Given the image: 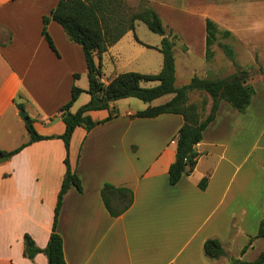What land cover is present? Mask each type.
Segmentation results:
<instances>
[{
    "label": "crops",
    "instance_id": "obj_1",
    "mask_svg": "<svg viewBox=\"0 0 264 264\" xmlns=\"http://www.w3.org/2000/svg\"><path fill=\"white\" fill-rule=\"evenodd\" d=\"M57 2L0 0L1 151L14 150L29 140L17 104H23L38 133L57 136L64 131L59 108L70 99L72 85L88 88L81 46L70 41L53 20L47 24V31L56 51L41 34L42 16ZM199 3L216 4L214 0ZM183 15L179 17L184 19V29L174 24L165 26L171 36H176L174 57L183 56L181 74L187 73V58L192 54L206 59V18L219 30L230 31L232 44L242 42L252 51L257 40L264 46V30L255 35L253 25L236 27L240 21H233L231 15L222 18L228 23L199 8ZM128 33L101 56L102 68L107 57L116 66L109 77L102 70L105 84L126 72L117 67L120 63H137L129 70L142 73H157L162 68V54L157 49L161 38L157 43L144 42L134 29L132 43L138 46L122 51V43L130 44ZM218 42L230 43L217 36L211 45L213 55L221 49ZM139 46L153 52H143ZM210 65L203 66L198 76L211 78L209 74L214 73ZM250 84L254 95L243 112L220 102L215 119L196 145L200 155L193 171L174 185L168 183L167 171L175 157L182 116H132L147 106L168 101L172 94L142 106L127 97L126 107L121 111L114 107L117 114L110 119L108 109L89 111L90 117L100 123L90 130L77 126L68 152L82 191L74 187L67 191L56 226L66 263L228 264L230 257L255 260L264 248V235L255 237L264 221V76ZM202 98L210 106L211 99L204 94ZM59 123L61 128L53 131ZM64 157L63 141L52 137L28 143L0 159V264H47L43 253L33 258L24 256L23 236L28 234L40 248L46 246L65 172ZM203 177H207V184L201 189L198 182ZM105 183L133 191L131 206L118 216H111L103 203L100 190ZM251 237V244L241 253ZM208 238H217L226 254L207 258L203 243Z\"/></svg>",
    "mask_w": 264,
    "mask_h": 264
},
{
    "label": "trees",
    "instance_id": "obj_2",
    "mask_svg": "<svg viewBox=\"0 0 264 264\" xmlns=\"http://www.w3.org/2000/svg\"><path fill=\"white\" fill-rule=\"evenodd\" d=\"M58 23L66 33L68 39L81 46L87 68L88 88L81 89L75 85L71 87L70 99L59 108V116L64 124L62 134L42 135L34 126V120L28 114L23 116L25 128L29 135L27 143L11 151H1L0 155L11 156L28 143L48 139L60 138L65 149V172L57 194L54 207L53 223L45 247H38L28 235L23 236V254L33 258L37 253H43L47 257V264H67L63 254V241L57 232L56 226L62 201L67 191L74 187L82 191L81 181L76 172L71 168L68 158L69 144L72 133L77 126L90 130L100 121L93 120L88 114L91 110L108 109L107 119L117 114L111 107L112 102L118 99L135 97L143 102H151L166 94L173 96L166 102L147 106L143 110L136 111L135 117H155L161 113L180 114L183 123L178 129L176 137L175 157L169 165L167 179L170 185L176 184L183 175L190 174L198 160L200 153L196 145L201 140L204 129L215 119L220 102L229 103L234 109L243 112L249 105L254 88L248 82V71L240 68L234 62V51L229 44L220 43L219 46L224 55L233 61L235 71L227 76L219 78L200 77L193 75L188 83L177 86L175 84V57L174 38L167 32L158 12L149 0H58L57 4L42 16L41 34L49 47L56 51L53 40L47 31V24L51 21ZM142 21L154 33L161 36L157 47L162 54V68L157 73H142L126 71L116 74L106 84L101 81L102 63L101 56L108 47L116 43L126 32L134 31L135 22ZM206 59L213 55L211 45L217 36L226 38L231 35L228 30H219L217 25L206 18ZM10 39V33H8ZM151 47V46H149ZM96 57L98 60H96ZM264 73V65L260 67ZM78 74H74L77 78ZM154 81L155 86L144 87L142 82ZM205 92L211 98L208 112L207 100L202 98L200 104L189 102V92ZM87 92L90 99L80 106L75 112L70 107L76 101L80 93ZM19 110H23V104H17ZM207 177H203L198 186L204 189ZM100 194L111 216H118L126 211L133 202V191L126 187H116L105 183ZM264 235V221L260 222L255 237ZM253 237L242 248L243 253L251 244ZM203 252L209 259H218L226 252L217 238H208L203 243ZM228 264H264V248L253 261H244L230 257Z\"/></svg>",
    "mask_w": 264,
    "mask_h": 264
},
{
    "label": "rangeland",
    "instance_id": "obj_3",
    "mask_svg": "<svg viewBox=\"0 0 264 264\" xmlns=\"http://www.w3.org/2000/svg\"><path fill=\"white\" fill-rule=\"evenodd\" d=\"M157 1L158 2H152L151 4L153 5L154 9L158 12L164 27L169 24H174L175 27H178L179 29H184V25H185L184 19L179 16H184L183 14L188 13L189 11L198 12V8H199L204 11H207L209 14L213 15L223 23H228L222 19L226 14H228L233 16L231 18L233 21L234 20L240 21V25H236V27H243L247 25L251 27V25H253L254 29H252V31H254L253 34L255 35L262 34L264 30L263 27L264 0H214L216 2V4L214 5L208 3H204L203 5H201L200 3L198 4V0H161L162 2L160 0ZM173 6L177 7V9L175 10L174 8H172ZM135 33L140 40L149 43H157L158 40L161 38L159 34L152 32L147 27V25L142 21L135 22ZM0 38H1V30H0ZM126 38H129L131 41L130 44H124V43L121 44L123 46L122 51L128 50L130 46H138L135 44L133 45L132 43V39H133L132 31H129L128 36ZM219 39H224V42L229 41L230 43H226L229 45L232 44L233 42V39H231L230 36L226 38H222L219 35ZM255 40H257V37H255ZM218 43L220 44L221 42ZM255 44H256L254 48L255 50L253 51L246 49L243 46L242 42L241 43L234 42L232 45H230L234 51L235 64L238 65L240 68H245L248 71V76H249L248 79L252 83L261 80V78L264 76V73L260 72V67L264 65V46L262 45L263 43L258 45L259 44L258 40L255 41ZM139 48L143 49V47L141 46H139ZM143 52H153V51H147L146 49H143ZM142 57H145V54ZM175 58H176V70H177L175 74V84L177 86L188 83V81L193 75H201L202 72L200 69L203 66H207L208 63L211 64L210 68H212L213 70L212 73H214V74H209L211 78L224 77L229 75V73L232 72L233 69L235 71V66L233 64V61L229 60L224 55L221 49L215 50L213 57L210 59H203L198 54H192L190 57L188 58L186 57L189 64H188L187 73L185 74L180 73V60L183 59V56L179 54L177 55L175 54ZM136 65L137 63H131L127 65H123V63H120L119 65H117V67L125 71H136V70H129L132 69V67H136ZM115 69L116 66L114 65L113 61L107 57V60L104 61L102 68L104 75L106 77H109L111 74L113 75V73H115L114 72ZM156 84L157 82L154 81L141 83V85L144 87H152L155 86ZM86 93L87 92L80 94L81 96H79V99L76 100V102L70 107L71 112H75L80 106H82L88 101L89 95L88 93L87 94ZM189 94H190L189 102L196 103L198 105L200 104L203 94L207 96V98L211 99L210 96L198 91H193L190 92ZM126 100H127L126 98L118 99L111 104V107L113 108L117 107L121 111L126 107ZM128 100L135 102L136 105L142 106L144 104L142 100L135 97H129ZM208 109L209 106L206 105V110L204 114L208 112ZM61 126L62 123H59L55 127H52V130L56 131L58 128H61ZM3 158H4L3 156L0 157V159Z\"/></svg>",
    "mask_w": 264,
    "mask_h": 264
},
{
    "label": "water",
    "instance_id": "obj_4",
    "mask_svg": "<svg viewBox=\"0 0 264 264\" xmlns=\"http://www.w3.org/2000/svg\"><path fill=\"white\" fill-rule=\"evenodd\" d=\"M25 114H26V112L24 111V109L20 111L21 116H24ZM1 156H3L4 158L7 157L6 155H1Z\"/></svg>",
    "mask_w": 264,
    "mask_h": 264
}]
</instances>
